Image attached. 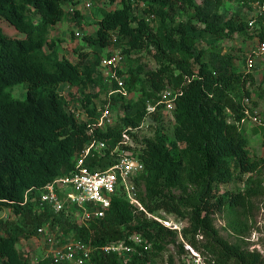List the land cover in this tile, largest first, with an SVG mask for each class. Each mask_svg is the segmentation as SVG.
I'll list each match as a JSON object with an SVG mask.
<instances>
[{
    "label": "trees",
    "instance_id": "obj_1",
    "mask_svg": "<svg viewBox=\"0 0 264 264\" xmlns=\"http://www.w3.org/2000/svg\"><path fill=\"white\" fill-rule=\"evenodd\" d=\"M240 1H248L249 6L264 2ZM109 2L119 6L101 12L96 33L83 36L86 47L75 49L78 61L72 62L60 56L65 40L53 38L52 32L67 20L66 6L77 5V0H0V215L10 209L17 217L15 222L0 217L2 264H55L50 258L33 262L18 249L22 240L36 238L38 229L46 224L58 226L70 239L91 245L94 264H148L158 255L145 249L146 243L162 251V242L168 237L181 238L180 247L189 244L206 264H263L258 252L231 244L220 234L214 214L222 209H245L248 202L242 192L219 196V184L243 182L247 175L250 180L262 168L250 157L244 126L236 124L244 117V100L251 97L246 85L254 84V76L237 71L236 57L224 53L218 42L237 35L257 36L264 42V16H259L252 28L254 18L240 12L223 13L224 0H203L201 5L196 0ZM179 11L193 13L200 27L192 21L176 23ZM74 14L76 23L82 25L79 11ZM6 28L24 37L6 34ZM113 35L117 36L115 42ZM199 36L210 39L205 51L196 48ZM114 43L122 45L126 69L118 71L127 75L124 89L129 96L112 95L109 102L117 124L91 134L100 115V91L105 89L106 97L109 93L99 72L103 50ZM204 53L208 59H203ZM146 55L152 57L156 68L144 61ZM21 84L26 89L24 100L10 92ZM63 85L77 88L79 97L69 93L68 99L60 90ZM167 89L181 92L170 113L172 136L165 131L167 121L160 107L153 114L147 112L148 104H156ZM72 105H80L87 119L72 114ZM146 123L155 129L154 135L138 140L135 132ZM128 128L133 130L129 131L132 139L141 144L134 156L144 167L133 179L137 198L149 214L164 212L175 215L179 224L186 221L181 236L148 220L122 190L112 197L103 218L86 224L78 222L74 207L61 213L38 210L39 190L73 173L92 139L104 141L107 149L102 158L89 156L86 166L90 171L111 167L115 163L111 150ZM190 187L196 189V195H189ZM175 190L180 191V197L172 195ZM133 235H141L146 243L135 245L129 241ZM118 242L134 247L127 263L124 257L101 250Z\"/></svg>",
    "mask_w": 264,
    "mask_h": 264
},
{
    "label": "rangeland",
    "instance_id": "obj_2",
    "mask_svg": "<svg viewBox=\"0 0 264 264\" xmlns=\"http://www.w3.org/2000/svg\"><path fill=\"white\" fill-rule=\"evenodd\" d=\"M77 5H68L66 10L69 12V16L66 21H63L55 27L52 32L53 38L64 39L60 45V56L69 59L72 62H77V56L75 55V49L77 47H86L83 36L93 35L98 29V21L101 18V12L103 10H112L119 6V3L112 5L109 0H77ZM203 0H196V3L201 5ZM119 2V1H118ZM90 3L91 8H87L86 5ZM248 3V4H247ZM75 11L80 13V21L82 25H78L75 21ZM222 12L228 15H232L236 12L242 13L247 18L259 17V10L256 7V3H252L249 6V2L240 0H224V6ZM176 23L179 21H192L196 26L200 27L199 22L193 18V13H186L179 11L175 15ZM6 34L17 35L23 38L24 35L18 33L13 28H6ZM77 33H80L77 36ZM74 34V35H73ZM259 37L248 38L243 36H235L233 39L220 40L218 42L225 52L232 53L235 57V67L239 72H251L254 76V84L248 83L247 89L251 91V97L247 103L248 108L252 112H257L260 119L264 120V57L263 60H257L255 66L248 68L247 58L253 51L257 50ZM209 37L199 36L196 42V48L198 50L205 51L208 48ZM87 51L92 52L91 49L86 48ZM122 45L114 43V46L103 50L102 58L109 56L114 52L121 53ZM95 57V54L94 56ZM124 58V57H123ZM203 59H208V55L204 53ZM144 61H146L151 68H156V63L150 55H146ZM126 69V61L124 59L123 70ZM99 72L102 70L99 66ZM64 95L69 97V93L76 94L79 97L77 88H71L68 85H63L60 89ZM100 91V88H97ZM10 92L15 98L24 100L26 98V89L23 84L14 86ZM87 93L90 90H86ZM106 90L100 91V97L97 99L98 105L101 106L106 99ZM140 95V94H139ZM134 97V95H133ZM138 96H135L137 98ZM71 107V106H70ZM76 114L78 115L81 110L74 105ZM83 112H81L82 119ZM115 116H117L115 114ZM165 131L168 135L172 136L173 119L170 113L165 114ZM245 134L248 139V151L252 161L259 162L261 164V172L259 174L252 175L250 180L247 179L250 175H247L243 182L233 181L228 185L219 184L216 193L226 195L228 192L239 193L242 192L248 199L246 208H241L233 212L227 209L217 210L214 214V224L219 230L220 234L231 244H237L250 252H258L261 255L262 263L264 264V126H257L253 123H247L245 126ZM154 128L148 127L147 123L138 131H136V137L138 140L149 138L154 135ZM133 149H141V144L132 140ZM196 189L194 187L189 188V195H196ZM249 194V195H248ZM172 195L180 197V191H173ZM1 219L4 221L15 222L17 217L10 209H5L1 215ZM171 220L179 222V219L175 215L167 214ZM75 221V219H73ZM148 220H151L148 217ZM79 222V221H78ZM80 223V222H79ZM181 228L188 225V223L181 222ZM4 236L3 230L0 229V237ZM181 236V235H180ZM67 239L70 237L64 235L56 225H51L46 228V233L43 236H37L31 240H22L18 249L22 254L27 256L31 261L36 262L40 259L51 257L48 253L50 247H55L53 240L59 241L58 247L64 245ZM201 239V238H199ZM181 238L173 239L171 237L165 238L162 242L164 249L157 251L153 248L152 243H146L150 251H154L158 256L151 260L148 264H206L204 258L194 250L189 244L184 243V249L180 247ZM0 264H2L0 260Z\"/></svg>",
    "mask_w": 264,
    "mask_h": 264
},
{
    "label": "built area",
    "instance_id": "obj_3",
    "mask_svg": "<svg viewBox=\"0 0 264 264\" xmlns=\"http://www.w3.org/2000/svg\"><path fill=\"white\" fill-rule=\"evenodd\" d=\"M255 3L260 13L259 16H264V2L257 1ZM91 6L90 3L86 5L87 8H91ZM257 18H254L250 22L252 28L257 23ZM79 35L80 33H77V36ZM113 40L115 42L117 36L113 35ZM263 57L264 42L259 40L257 50L253 51L247 58L248 68L250 69L255 66V62L257 60H263ZM123 66L124 58L119 52H114L101 59L100 68L105 82L109 87V93L105 99V103L98 108L100 115L95 119L91 127V134H93L95 129H105L117 124L118 118H116L115 113L110 107L109 98L116 93H121L125 97L129 96L128 92L124 89L127 75H119L118 71L119 69L123 70ZM246 71L249 72L248 70ZM115 84L118 85L116 89L113 88ZM180 95L181 92L173 89L163 91L156 104H148V114L155 113L158 107H160L163 114L171 113L175 107V101ZM107 100L108 103H106ZM248 102L249 98H246L243 103L244 117L241 121H236V124L245 126L247 123H253L257 126H264V120L260 119L257 112H252L248 108ZM77 107L81 112L83 111L80 105H77ZM74 109V105L69 108L70 112L80 119L81 112L77 115ZM227 112L230 115L233 114L230 110ZM82 114V119L85 117L87 119V114L85 112ZM129 131L133 130L128 128L122 132V140L114 150H111V155L115 157V163L104 171H90L86 166V160L89 156H95L97 154L99 158H102L104 156L103 151L107 149V144L104 141L92 139L85 146L82 155L76 161L75 171L73 173L58 178L54 182L49 183L45 188L39 190L38 210H49L55 213H61L67 207H74L77 209L76 218L80 223L86 224L95 219L103 218L111 207L112 197L119 190H122L130 204L145 212L150 219L161 223L168 229L177 231L181 235L182 228L179 223L171 220L164 212H161L159 215L149 214L139 202L137 198V187L133 179L143 171L144 167L142 162L134 156L135 149H133V139ZM49 226L50 224H46L39 228L38 236L45 235L46 228ZM129 241L137 246L146 243L141 235H133L129 238ZM52 242L57 247H50L48 251L51 256L49 258L53 263L94 264L92 261L93 248L91 245L74 239H67L61 247H58L59 241L53 240ZM145 249H148V245L145 246ZM101 250L108 255L113 254L120 258L124 257L125 263H127V257L130 253L134 252V247L126 242H118L106 245Z\"/></svg>",
    "mask_w": 264,
    "mask_h": 264
}]
</instances>
